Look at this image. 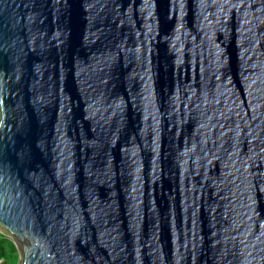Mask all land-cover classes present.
<instances>
[{"label":"water","instance_id":"95a60500","mask_svg":"<svg viewBox=\"0 0 264 264\" xmlns=\"http://www.w3.org/2000/svg\"><path fill=\"white\" fill-rule=\"evenodd\" d=\"M0 232L21 264H264V0H0Z\"/></svg>","mask_w":264,"mask_h":264},{"label":"trees","instance_id":"16d2710c","mask_svg":"<svg viewBox=\"0 0 264 264\" xmlns=\"http://www.w3.org/2000/svg\"><path fill=\"white\" fill-rule=\"evenodd\" d=\"M18 256V249L12 238L0 232V258H3L0 264H10V260L15 261Z\"/></svg>","mask_w":264,"mask_h":264},{"label":"rangeland","instance_id":"374dc122","mask_svg":"<svg viewBox=\"0 0 264 264\" xmlns=\"http://www.w3.org/2000/svg\"><path fill=\"white\" fill-rule=\"evenodd\" d=\"M18 255H19L18 259H16L15 261L10 260V264H21L22 263L21 253L19 250H18Z\"/></svg>","mask_w":264,"mask_h":264},{"label":"built area","instance_id":"2783aa9c","mask_svg":"<svg viewBox=\"0 0 264 264\" xmlns=\"http://www.w3.org/2000/svg\"><path fill=\"white\" fill-rule=\"evenodd\" d=\"M3 261V258H0V263Z\"/></svg>","mask_w":264,"mask_h":264}]
</instances>
